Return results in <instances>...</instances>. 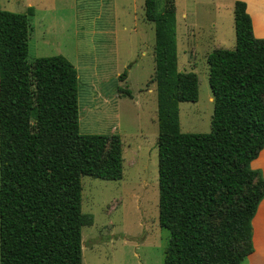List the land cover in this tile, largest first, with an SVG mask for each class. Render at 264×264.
I'll use <instances>...</instances> for the list:
<instances>
[{"label":"trees","instance_id":"1","mask_svg":"<svg viewBox=\"0 0 264 264\" xmlns=\"http://www.w3.org/2000/svg\"><path fill=\"white\" fill-rule=\"evenodd\" d=\"M33 15L0 9V264H82L93 217L81 209V176L121 179L122 141L79 132L77 69L64 55L28 60ZM144 17L154 27L163 264H243L264 197L251 167L264 147V37L235 0L234 48L206 57L210 130L182 132L179 103L198 100V77L178 68L175 0L160 11L144 0Z\"/></svg>","mask_w":264,"mask_h":264},{"label":"rangeland","instance_id":"2","mask_svg":"<svg viewBox=\"0 0 264 264\" xmlns=\"http://www.w3.org/2000/svg\"><path fill=\"white\" fill-rule=\"evenodd\" d=\"M30 1L28 60L64 55L77 69L79 132L123 135L121 179L81 176V209L93 217L81 229L82 264H163L169 232L158 222L154 27L144 0ZM28 2L0 0V9L24 12ZM229 2L175 0L178 68L198 77V100L179 103L182 132L210 130L206 57L215 46H235ZM156 3L162 10L164 0ZM250 264H259L256 257Z\"/></svg>","mask_w":264,"mask_h":264},{"label":"crops","instance_id":"3","mask_svg":"<svg viewBox=\"0 0 264 264\" xmlns=\"http://www.w3.org/2000/svg\"><path fill=\"white\" fill-rule=\"evenodd\" d=\"M235 0H230L226 7L232 9L233 13V3ZM246 3V10L249 13L252 25H253V32L257 37H264V0H243ZM25 11L32 7L33 10L35 8V4L29 0L26 5H24ZM24 11V12H25ZM182 17L187 16L186 13H183ZM234 25V24H233ZM210 41V40H209ZM214 46V45H213ZM218 46L213 47L212 49ZM210 49V51L212 50ZM209 51V52H210ZM182 70L181 68H179ZM185 70V69H183ZM126 79V77H125ZM149 91L152 92L150 88ZM120 94H117L119 96ZM120 134V133H119ZM123 135H120V137ZM122 139V138H121ZM251 167L253 169H257L261 171V175L264 178V147L261 149V152L257 158L252 160ZM252 232H253V252L247 257L248 264H250V257H256V261L259 264H264V197L260 200L256 213L252 219Z\"/></svg>","mask_w":264,"mask_h":264}]
</instances>
